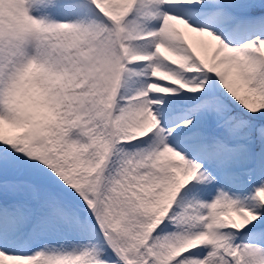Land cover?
<instances>
[{"label": "snow or ice", "instance_id": "6c2138e0", "mask_svg": "<svg viewBox=\"0 0 264 264\" xmlns=\"http://www.w3.org/2000/svg\"><path fill=\"white\" fill-rule=\"evenodd\" d=\"M0 264H264V0H0Z\"/></svg>", "mask_w": 264, "mask_h": 264}]
</instances>
